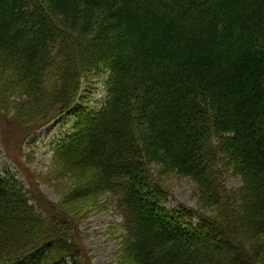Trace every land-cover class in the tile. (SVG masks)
<instances>
[{
	"label": "trees",
	"instance_id": "obj_1",
	"mask_svg": "<svg viewBox=\"0 0 264 264\" xmlns=\"http://www.w3.org/2000/svg\"><path fill=\"white\" fill-rule=\"evenodd\" d=\"M100 77L101 108L75 105ZM0 92L24 140L75 117L48 172L59 203L18 161L28 185L0 171V264H91L84 219L114 192L133 231L115 264H264V0H0ZM167 175L210 215L168 208Z\"/></svg>",
	"mask_w": 264,
	"mask_h": 264
},
{
	"label": "rangeland",
	"instance_id": "obj_2",
	"mask_svg": "<svg viewBox=\"0 0 264 264\" xmlns=\"http://www.w3.org/2000/svg\"><path fill=\"white\" fill-rule=\"evenodd\" d=\"M105 78H93L89 82H85L79 92L75 105H79L88 109H100L102 102L106 98ZM50 84L46 87V99H39L38 105L41 110H49L54 107L58 100L51 99L52 91ZM2 97L0 92V100L4 105L8 104V100ZM50 100L48 103L47 100ZM25 99L24 101H27ZM19 102V101H15ZM10 110H0V171L8 170L10 173L16 175L20 181L25 180L20 166L17 161L24 165V169L37 178V187L43 195L54 205L59 203L61 199L62 189L56 186L55 178L49 177V170L53 163V147L60 140L64 139L73 129V122L75 117L66 112L65 114L53 115L47 119L43 127L34 130L30 138L24 140L27 132L23 123L27 121H19L26 119L23 114L20 115L18 122L14 121L17 118V113ZM37 112V111H36ZM19 113V112H18ZM35 113V112H34ZM31 115L29 114L30 119ZM33 118L32 122H41V117ZM17 124V128L14 124ZM44 123V122H43ZM34 125V124H32ZM46 125V126H44ZM30 127H32L30 125ZM19 130V131H18ZM31 133V132H29ZM24 134V135H23ZM23 135V136H22ZM8 141L11 147L17 152H12V156L6 149L5 142ZM24 144H22L23 142ZM13 149L9 148V152ZM20 154V155H19ZM152 173L156 175L161 174L157 167H153ZM221 168L217 165L219 170V181L223 193L234 192L241 187V181L230 172L222 174ZM162 176V175H160ZM54 181V182H53ZM165 184L159 185L167 193L172 195V198L167 204L168 208H176L184 206L193 211L200 210L208 214L213 211L211 209H204L199 201V189L193 180L184 178L178 175L164 176L162 181ZM219 184V182H218ZM64 194V193H63ZM66 197V196H64ZM104 204L103 210H93L86 214L84 219L82 232L86 236L85 248L89 252L91 264H115L113 262L114 256L121 249L122 241L127 238L132 227L128 224L124 214V206L122 197L117 193H109L100 199ZM210 215V214H209ZM133 232V231H132Z\"/></svg>",
	"mask_w": 264,
	"mask_h": 264
}]
</instances>
